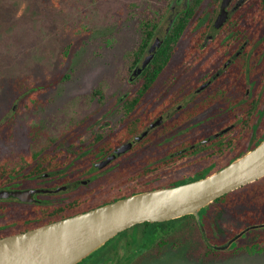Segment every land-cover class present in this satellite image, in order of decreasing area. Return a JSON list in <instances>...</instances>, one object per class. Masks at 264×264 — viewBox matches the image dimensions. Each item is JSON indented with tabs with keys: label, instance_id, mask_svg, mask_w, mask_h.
Returning <instances> with one entry per match:
<instances>
[{
	"label": "flooded vegetation",
	"instance_id": "flooded-vegetation-1",
	"mask_svg": "<svg viewBox=\"0 0 264 264\" xmlns=\"http://www.w3.org/2000/svg\"><path fill=\"white\" fill-rule=\"evenodd\" d=\"M195 20L164 67L167 78L160 79L163 69L149 88H126L141 73L132 71L124 88L105 96L103 120L90 124L88 136L44 138L49 144L37 154H23L27 146L0 157L10 165L0 177V190L8 191L0 196V238L209 176L264 141V0H199ZM228 193L199 209L205 233L194 214L143 221L75 264H134L160 255L177 239L188 243L187 221L211 245L238 235L226 252L264 254L253 251L264 246V227L239 235L264 223V176Z\"/></svg>",
	"mask_w": 264,
	"mask_h": 264
},
{
	"label": "rangeland",
	"instance_id": "rangeland-1",
	"mask_svg": "<svg viewBox=\"0 0 264 264\" xmlns=\"http://www.w3.org/2000/svg\"><path fill=\"white\" fill-rule=\"evenodd\" d=\"M164 1L0 0V157L30 146L38 127L62 137L88 136L106 103L92 90L103 84L105 98L125 87L124 55L139 37L138 16ZM182 5L179 0L173 9ZM169 13L155 34L163 35ZM180 55L178 49L175 60ZM187 226V244L177 239L173 249L134 264H264V254L243 251L204 261L196 255L201 238L192 221Z\"/></svg>",
	"mask_w": 264,
	"mask_h": 264
},
{
	"label": "water",
	"instance_id": "water-1",
	"mask_svg": "<svg viewBox=\"0 0 264 264\" xmlns=\"http://www.w3.org/2000/svg\"><path fill=\"white\" fill-rule=\"evenodd\" d=\"M163 39L161 34L155 36L150 52L144 57L143 64L133 70V75L140 73L150 62ZM262 176L264 141L209 176L136 193L25 232L1 237L0 264H75L133 224L168 220L186 214H194L205 233L199 209ZM6 195L8 191L0 190V196ZM256 227H264V223L249 225L239 235ZM236 237L219 245L206 242L217 250L229 251L237 245Z\"/></svg>",
	"mask_w": 264,
	"mask_h": 264
},
{
	"label": "trees",
	"instance_id": "trees-1",
	"mask_svg": "<svg viewBox=\"0 0 264 264\" xmlns=\"http://www.w3.org/2000/svg\"><path fill=\"white\" fill-rule=\"evenodd\" d=\"M176 1L179 0H165L162 5H159L156 8L149 9L146 13L139 15V18L137 17V28L139 32V37L136 39L135 45L124 55L126 60V69L123 73V78L121 79V82L123 83L128 81V76L135 68L140 67L143 64V61L142 63L140 62L144 53L147 51V49H149L150 51V43L156 30L162 20L165 18L166 12L168 10L170 11L167 20V32L165 33L163 42L154 51L153 57L151 58L150 62L146 64L144 68H142L140 75L134 78L133 80L129 81L130 83L126 85V88H149L151 86L152 79H154L166 66L172 53L175 51L179 41L182 40L183 34L187 29L188 25L190 23H196L195 18L197 16L199 0H184L181 9L171 12L172 5ZM145 74L148 76L144 77L143 75ZM136 83L141 84L140 86H137ZM102 90L103 84L99 83L98 86L95 87L91 93L93 97L97 96L96 98L99 99V101L101 102L104 99V94ZM35 130V132L33 131V135L37 136L38 138L36 139L38 140H35L30 145L27 151L22 152L23 154L27 153L29 156H31L32 154H37L43 149L44 146H47L49 144V142H44L42 141V139H54L60 137V131L59 133H56V135H54L50 132H47L46 129L41 127H38ZM42 133L43 135H41ZM13 162L14 163L12 164V167L16 168L18 166V163L17 161ZM9 168V159H0V177L6 174ZM228 194L229 193H225L222 196L216 198V200L223 199L224 197L228 196ZM197 228L198 227H196V229ZM201 243V251L197 252L196 255L197 257L202 258L204 261L220 259L230 254L215 249L214 247L208 245L207 242H205L202 238ZM261 243H264V239L261 240ZM244 249L248 248L245 247ZM253 251L264 253V246H257L253 249Z\"/></svg>",
	"mask_w": 264,
	"mask_h": 264
}]
</instances>
